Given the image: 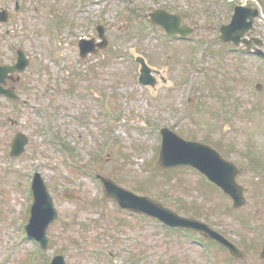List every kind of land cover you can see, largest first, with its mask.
<instances>
[{
  "label": "rangeland",
  "instance_id": "1",
  "mask_svg": "<svg viewBox=\"0 0 264 264\" xmlns=\"http://www.w3.org/2000/svg\"><path fill=\"white\" fill-rule=\"evenodd\" d=\"M27 1L29 12L20 16L22 29L17 38L2 43L0 54L10 60L12 47L21 42L17 45L26 50L30 65L20 79H27L26 92L28 79L39 94L50 88L52 120L48 131L35 117L48 137L42 131L43 138L37 134L29 145L20 163L23 175L0 173V264H49L58 254L66 264H115L110 254L116 255L117 264H207L198 249L186 240L179 244L175 233L152 218L143 224L121 214L95 176L140 195L148 193L183 216L193 217L190 208L198 205L203 215H213L212 221L240 226L239 212L222 208L224 202L196 172L158 166L159 133L169 128L187 140L218 147L247 171L240 182L248 188V202L262 200L264 89L256 85H264V61L218 38L220 28L231 23V6L221 0H88L78 13L76 0ZM41 1L63 14L58 37L46 5L40 14L33 11V3L41 7ZM232 4L260 9L262 17L248 36L264 41V0ZM156 10L183 15L195 34L188 42L167 38L147 18ZM98 24L107 31L109 46L80 59L77 38L99 41ZM140 56L161 71L167 85L159 80L153 89L139 83ZM41 101L50 102L46 97ZM4 104L0 100V109ZM28 131L34 135L37 130L30 125ZM34 169L42 171L59 212L42 254L18 225L20 219H29L24 199L27 173ZM65 193L76 197L64 198ZM219 204L221 208H213Z\"/></svg>",
  "mask_w": 264,
  "mask_h": 264
},
{
  "label": "flooded vegetation",
  "instance_id": "2",
  "mask_svg": "<svg viewBox=\"0 0 264 264\" xmlns=\"http://www.w3.org/2000/svg\"><path fill=\"white\" fill-rule=\"evenodd\" d=\"M52 3L55 2L52 1ZM86 3L87 1L84 0L83 6L78 7L76 0V11L83 13ZM41 4L40 7L33 3V11L36 14H40L44 5H46L45 13L52 21V30L57 29L60 31L64 24V18L60 15L63 14L57 13L49 5L48 1H41ZM27 12H29L27 0H0V47L4 41L17 38V31L22 29V25L20 24L19 26V23L22 21L20 16ZM20 33L22 34V32ZM92 39L89 46H86L84 42L82 43L80 41V37L77 38L76 45L80 51V59H86L88 51H93L95 54L100 53L96 51L95 38ZM17 43L18 45L21 44L20 41H16V44L12 47V58L10 60H5L0 54L1 66H16L19 64L20 59L28 61V66L30 65V57L26 53V50L18 46ZM82 45L86 47L83 52L81 49ZM26 80L20 79V76L15 74L9 75L7 79H4L5 82L2 83L5 93L0 94V100H4L6 103L4 104L5 107L0 109V117L2 116L3 119V122L0 119V173L2 175L8 174L9 172L18 176L23 175V166L20 163L27 155L29 145L33 142L35 136L38 134L36 137L40 136V138H43L41 132L45 130L42 125H36L34 123L36 116H38L41 122L43 121L47 130L50 131L49 120H52V115H50L51 99L49 100V97L51 98L50 88L46 87L39 94L37 89H33L35 87L33 81L28 79L29 83H31L29 85L30 92L32 93L30 96V92H26L29 90L28 86L24 84ZM43 97H46L50 101L47 105L41 101ZM30 125L37 130L34 135H30L31 132L28 131ZM41 142L42 144L46 143L45 140H41ZM25 144L26 146L24 147ZM205 144L214 147L212 144ZM223 158L228 161L231 160L225 156ZM39 163V169H41L43 166L41 162ZM231 163L236 165L240 171L237 178V181L240 182L247 175V171L241 168L237 162L232 161ZM252 164L256 166L257 162H252ZM219 170L225 171L228 174L227 167L224 163L219 165ZM196 173L198 172L196 171ZM36 174L43 176L40 170L35 171ZM240 184L244 186L243 192L246 200L245 205L240 206L235 205L234 200L221 190L211 188L214 191L213 195H218L221 201L224 202L222 208L228 207L230 210L239 212L237 223L240 226L231 227L217 219L212 221L213 215L209 219V216L202 214L201 207L196 205L190 209L193 215L191 218L203 224H196L199 228L186 230L162 227V229L175 233V240L179 244L182 245V240H186L189 246L191 244V247L196 248L194 249L196 252L199 250L207 264H264V197L260 202L250 204L248 202V188L242 182ZM117 207L121 214H126L131 219H138V222L142 221V223L144 222L143 224L149 223L150 217L132 211L127 213L126 210L119 208L118 205ZM248 207H251L252 210L247 211L246 209ZM213 208H221V205L219 204ZM241 228L243 229L241 230ZM112 256L118 262L115 257L116 255L113 254Z\"/></svg>",
  "mask_w": 264,
  "mask_h": 264
},
{
  "label": "water",
  "instance_id": "3",
  "mask_svg": "<svg viewBox=\"0 0 264 264\" xmlns=\"http://www.w3.org/2000/svg\"><path fill=\"white\" fill-rule=\"evenodd\" d=\"M236 11L237 14L231 25L222 28V36L220 39L225 42L233 41L238 45L242 36L252 28V22L246 23V19L250 18L253 21L257 13L249 9L247 10L239 7ZM152 21L174 34L180 32L184 37L189 36L194 32L193 29H190L187 26L181 27V17L170 15L164 11H157L155 14H152ZM102 37L104 39L102 48H105L108 42L104 33L102 34ZM253 41L259 43V40L257 39H254ZM245 42L249 44V42ZM139 61L142 64L140 81L144 85H150L152 83V79H155L152 77V73H156L161 76L158 71L149 67L143 58H139ZM26 65L27 63H25V65L22 64L21 67L23 66L24 68ZM21 67H15L13 69L0 67V92L4 91L2 90L1 83L4 82L8 73H14L15 70H20ZM161 133L163 135V146L160 153L159 166L162 169L175 168L184 165H195L201 166L200 168L206 172L204 168L207 165V160H210L211 156H214L217 161L223 163L220 156L216 154L214 150L205 145L197 142L185 141L169 129H163ZM225 166L227 167L228 174L226 172L225 175H216L211 172L213 177L211 179L229 194L234 195L237 200V206H240L244 200L242 197V188L235 181V177L238 172L231 164H225ZM102 180L105 184L107 195L110 198L115 199L124 208L154 216L158 219L164 220L172 226L199 228L195 224L196 222L194 223L192 220L179 217L175 212L164 208L153 199L139 197L129 191H126L111 181L104 178H102ZM34 190L35 204L32 208V216L30 223L27 226V231L31 237H35L41 243L43 249H46L48 245L47 231L50 224L57 219L58 212L54 207L53 199L50 196L45 183L40 178L37 179ZM54 264H65L63 257H58L54 261Z\"/></svg>",
  "mask_w": 264,
  "mask_h": 264
}]
</instances>
